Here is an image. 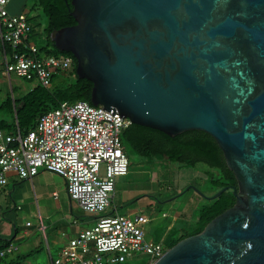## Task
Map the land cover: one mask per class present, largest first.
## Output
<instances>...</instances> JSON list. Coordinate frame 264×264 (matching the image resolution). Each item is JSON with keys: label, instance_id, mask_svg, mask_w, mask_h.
<instances>
[{"label": "water", "instance_id": "water-1", "mask_svg": "<svg viewBox=\"0 0 264 264\" xmlns=\"http://www.w3.org/2000/svg\"><path fill=\"white\" fill-rule=\"evenodd\" d=\"M72 5L77 24L51 40L93 83L92 105L171 137L209 134L238 182L232 208L152 264H264V0Z\"/></svg>", "mask_w": 264, "mask_h": 264}, {"label": "built area", "instance_id": "built-area-1", "mask_svg": "<svg viewBox=\"0 0 264 264\" xmlns=\"http://www.w3.org/2000/svg\"><path fill=\"white\" fill-rule=\"evenodd\" d=\"M12 0H0V43L8 74L45 88L55 74L67 75L74 64L71 56L39 58L31 40L32 26L23 15L11 14ZM5 46L11 51L7 52ZM85 101L63 102L43 114L34 128L11 134L0 132V187L8 174L30 179L47 170L65 179L72 200L90 214H102L111 204L116 179L129 172V157L122 141L130 123ZM149 219L100 216L95 225L81 231L51 258L50 264H117L137 253L150 256V264L166 251L160 243L146 239L143 226ZM12 243L0 248V261L17 253Z\"/></svg>", "mask_w": 264, "mask_h": 264}, {"label": "trees", "instance_id": "trees-1", "mask_svg": "<svg viewBox=\"0 0 264 264\" xmlns=\"http://www.w3.org/2000/svg\"><path fill=\"white\" fill-rule=\"evenodd\" d=\"M34 9H39L47 18L44 28L45 42L38 45L34 40L35 27L32 26L31 40L38 47L39 58L47 56L68 55L74 60L73 67L67 75L55 74L52 84L45 88L37 84L28 93L16 99L8 96L0 104V112H5L9 118H0V132L15 133L19 129L27 132L34 128L38 119L45 113L57 108L63 102L85 101L92 104L93 83L77 75V61L71 53L60 51L51 40V33L77 24L71 14L73 10L72 0H34ZM7 52L11 49L5 46ZM121 141L145 158L158 162L174 164L181 168H192L198 163L208 166L206 175L213 185V191L219 192L227 188L219 198L208 199L209 203L199 211L196 227L190 231H184L181 235L172 232L170 239L164 242V248L170 249L181 240L201 233L209 222L236 204L232 188L238 186L234 173L229 169L224 154L215 139L203 131H187L175 137H171L159 130L129 123L122 131ZM125 150V149H124ZM128 156V155H127ZM186 189L180 193H184ZM214 194V193H213ZM175 196H178L176 194ZM205 196H213L207 195ZM10 242L0 239V248ZM27 255L8 256L0 261V264H22ZM117 264H126L117 263Z\"/></svg>", "mask_w": 264, "mask_h": 264}, {"label": "crops", "instance_id": "crops-1", "mask_svg": "<svg viewBox=\"0 0 264 264\" xmlns=\"http://www.w3.org/2000/svg\"><path fill=\"white\" fill-rule=\"evenodd\" d=\"M12 1L7 6L8 11L20 15L18 13L22 7ZM20 79L7 73L0 43V104L9 96L3 93V87L6 84L10 86L15 97V93L21 90ZM22 88L25 89V86ZM128 175L129 172L116 179V188L106 211L102 214H90L70 198L62 176L41 170L30 179H21L17 174L9 173L7 184L0 187V239L18 247L17 253L13 255L28 256L22 260V264H34L31 259L33 253L45 247L50 264L52 252L59 254L71 239L94 226L100 216L133 218L138 214L144 215L149 219L143 226L146 239L162 245L170 239L172 232L176 236L181 235L184 229L177 233L178 217L164 226L163 220L168 219L169 215L163 213L161 220L157 218L158 226H162V229L153 231L151 225L156 218L145 214V211L150 210L149 195L159 186L158 181L150 179L141 183L132 182L127 180ZM111 208L113 209L110 211ZM19 226L24 227L22 232Z\"/></svg>", "mask_w": 264, "mask_h": 264}, {"label": "rangeland", "instance_id": "rangeland-1", "mask_svg": "<svg viewBox=\"0 0 264 264\" xmlns=\"http://www.w3.org/2000/svg\"><path fill=\"white\" fill-rule=\"evenodd\" d=\"M12 2H17L22 7L18 14L28 18L29 22L34 25L35 42L38 45L43 44L45 42L44 28L47 25L46 16L41 10L34 9V0H13ZM20 82L21 90L15 93L16 99H19V96L25 95L37 85L36 82H29L22 78ZM22 86H25V89ZM3 89V93H7V95L9 94L12 97L13 93L10 90V86L6 84ZM2 117L9 118L5 112H0V118ZM124 149L130 162L127 180L132 182L139 181L140 183L150 179L158 181L159 186L156 187L152 195H149L151 201L150 210L145 211V214H150V216L156 218V221L151 225L153 231L162 229V226H158L157 218L161 220L163 213L169 215L168 219L163 220L164 226L174 217H178L177 233L182 231V229L190 231L196 227L200 209L209 203L204 198V195L217 193L213 191V185L210 184L208 175L205 173L208 170V166L198 163L195 167H186L179 170L180 168L174 164L142 157L126 145ZM185 189L187 191L180 193ZM176 194L178 196H175ZM19 230L22 232L24 227L19 226ZM57 256V252H52L53 258ZM31 259L34 264H49V257L46 254L45 247L41 251L33 253V258ZM126 264H150V256L137 253L128 259Z\"/></svg>", "mask_w": 264, "mask_h": 264}]
</instances>
